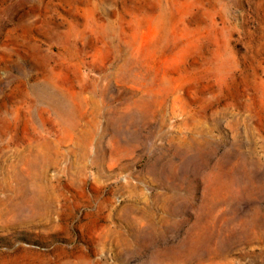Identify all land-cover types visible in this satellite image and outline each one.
Returning <instances> with one entry per match:
<instances>
[{"label":"rangeland","instance_id":"1","mask_svg":"<svg viewBox=\"0 0 264 264\" xmlns=\"http://www.w3.org/2000/svg\"><path fill=\"white\" fill-rule=\"evenodd\" d=\"M0 264H264V0H0Z\"/></svg>","mask_w":264,"mask_h":264}]
</instances>
